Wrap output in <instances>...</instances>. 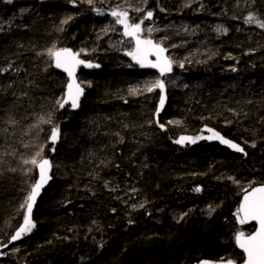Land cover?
Returning a JSON list of instances; mask_svg holds the SVG:
<instances>
[{
    "label": "trees",
    "instance_id": "trees-1",
    "mask_svg": "<svg viewBox=\"0 0 264 264\" xmlns=\"http://www.w3.org/2000/svg\"><path fill=\"white\" fill-rule=\"evenodd\" d=\"M114 11L167 51L163 80L131 58ZM261 24L264 0H0V264L243 263L235 236L255 226L239 204L264 184ZM50 49L94 66L79 72L75 110L57 103L67 79ZM33 159L51 161L53 180L13 241Z\"/></svg>",
    "mask_w": 264,
    "mask_h": 264
},
{
    "label": "snow or ice",
    "instance_id": "snow-or-ice-1",
    "mask_svg": "<svg viewBox=\"0 0 264 264\" xmlns=\"http://www.w3.org/2000/svg\"><path fill=\"white\" fill-rule=\"evenodd\" d=\"M10 3L11 0H8ZM91 3V0H88ZM112 15L123 17V19H119V23H123L125 27V35L132 36L136 40V51L132 54L133 59L137 61V63L141 64L142 67H153L158 68L160 73L163 75L165 72L171 71V62L163 56L164 48L159 45L153 44L151 40H141L138 37V33L141 31L140 24L129 25L127 24V13H118L113 12ZM148 17H151L152 13L148 12ZM254 17L249 16L248 21L251 22ZM261 27H264V24H261ZM151 31V29H149ZM49 55L55 57V67L63 68L65 72L68 73L71 78L70 82L67 85L68 95L67 99L63 102L57 101L61 108L64 107V104L67 103V100H71L72 107L75 108L78 106L79 96L82 94L83 89L79 84L76 83L74 78L75 67L78 64L84 63V61L78 60L76 58V54H73L68 49H63L61 51H53L49 50ZM149 55H155L157 60L155 63L148 60ZM91 67L92 65H87ZM235 70V69H233ZM153 87H158L161 90V93L164 91V83L160 80L155 81L153 85L148 86V91H152ZM164 96L161 95L160 103L161 107H163ZM161 127H163L161 125ZM208 131H212L208 129ZM58 129L53 128L52 130V140L55 141L57 139ZM213 136L217 139H220L221 143L227 144L229 147L233 148L237 152H244V149L239 145L232 143L229 140L224 139L219 136L218 133H213ZM196 139H200L197 137L195 139L191 137H181L179 140L175 141L176 143H183L184 141H189L192 143L196 142ZM254 146V145H253ZM246 154V153H245ZM39 155V153H37ZM27 163V161H26ZM32 164L37 165L40 171V181L37 182L28 197L27 210L30 213L32 209V204L35 201L36 196L39 193L40 188L43 183L47 181L49 178L47 175L48 169L50 168L49 161L47 159H43L37 164V161L33 159L31 161ZM199 191V189H196ZM214 211V209H211ZM237 219L241 224L248 223L249 221H255L258 227L254 228V230L245 236L244 232L238 231L235 240L239 248L243 250L246 254L245 264H264V187H256L251 190V192H247L243 198V202L240 205L237 213ZM25 226L22 227L14 236H12V240H17L20 238L21 233L25 231H30L32 224L28 217H25ZM201 264H208L207 261L201 262ZM221 264H233L232 260L221 261Z\"/></svg>",
    "mask_w": 264,
    "mask_h": 264
},
{
    "label": "water",
    "instance_id": "water-1",
    "mask_svg": "<svg viewBox=\"0 0 264 264\" xmlns=\"http://www.w3.org/2000/svg\"><path fill=\"white\" fill-rule=\"evenodd\" d=\"M132 38H133V37H132ZM71 52H72V51H71ZM72 53L75 54L74 52H72ZM163 56L166 57V58L169 60V58H168V54L166 53V51H164ZM76 58H77L78 60L83 61V60L80 59L77 55H76ZM148 60L151 61V62H153V63H155L156 60H157V57H156L155 55H149V56H148ZM169 61H170V60H169ZM137 64H138L139 66H141V64H139V63H137ZM85 65H86V62L81 63V64H78V65H76V67H75L74 78H75V81H76L77 84H79V82H78V75H79V72H80V70H81L82 68L85 67ZM53 67H54V69H55L56 71L61 72V73L65 76V78L67 79V83L70 82L71 78L69 77L68 73L65 72V71L63 70V68H57V67H55V59H54V61H53ZM143 68H144V70L147 71L148 73L156 74L161 80H163L167 75H169V74L171 73V71H172V69H173V66H172V64H171V71H170V72H165L163 75L160 73V71H159L158 68L147 67V66H145V67H143ZM79 85H80V84H79ZM80 87H81V86H80ZM81 88H82V87H81ZM82 89H83V88H82ZM166 91H167V90H166V87H164V91H163V93L166 94ZM67 95H68V88H67V91H66V97H65V100L67 99ZM84 97H85V92H84V89H83V92H82V94L79 96V99H78V106L75 107L74 109H77V108L81 105V103H82L83 100H84ZM164 103H165V101H164ZM164 103H163V106H164ZM65 105H67V106L73 108V107H72V102H71L70 99L67 100V103H65ZM162 113H163V107H161V103L159 102L158 107H157V110H156V112H155V119H156V122H157V123H159V118H160V116L162 115ZM164 131H165V130H164ZM59 144H60V139L57 138V141L55 142V145L58 146ZM52 156H53V157L55 156V151H53ZM48 161H49L50 168L48 169L47 175H48L49 178L47 179V181H46L45 183H43L42 187L40 188L39 193H38V195L36 196L35 201H34L33 204H32L31 212L29 213L28 210H26V216L28 217L29 220L31 219L32 214H33V212H34V210H35V208H36V206H37L39 200H40L41 197L43 196L44 192L50 187V185H51V183H52V180H53V179H52V176H53V166H52L51 161H50V160H48ZM39 181H40V171H39V168H38V166H37V168H36V182H35V184H36L37 182H39ZM35 184H34V185H35ZM256 187H264V184H263V185L256 186ZM256 187H254V188H256ZM31 191H32V190H31ZM249 192H251V190H250ZM244 196H245V194H244L243 197L241 198V201H240V204H239V208H240V205H241L242 202H243V198H244ZM28 202H29V201H28ZM243 225H244V226H252V225H254L255 228L258 227V225L256 224L255 221H249L248 223H245V224H243ZM245 236H247V235H245ZM235 245H236V248H237V249H238V250L244 255V262L241 263V264H245L246 254L243 252V250H242L241 248H239V246H238L237 243H236V240H235ZM2 251H3V249H0V253H1ZM233 264H237V263H234V262H233Z\"/></svg>",
    "mask_w": 264,
    "mask_h": 264
},
{
    "label": "rangeland",
    "instance_id": "rangeland-1",
    "mask_svg": "<svg viewBox=\"0 0 264 264\" xmlns=\"http://www.w3.org/2000/svg\"><path fill=\"white\" fill-rule=\"evenodd\" d=\"M127 22V21H126ZM128 24V23H127ZM122 25H124L123 23H122ZM138 35V37H139V39H141L142 41L143 40H148V38H143V36L141 37L140 36V34L138 33L137 34ZM132 40H133V46L131 47V51L129 52V53H131L130 55H131V58L133 59V56H132V54H134L135 53V51H136V40L134 39V38H131ZM68 50H70V51H72V52H74L73 50H71V49H68ZM75 53V52H74ZM76 54V53H75ZM168 54V53H167ZM78 56V55H77ZM52 58H53V60H54V56H52ZM168 58H169V60H170V62H171V64H172V66H173V68H174V65H173V62L171 61V59H170V57L168 56ZM134 60V59H133ZM135 62H136V64H137V61L135 60ZM87 65H92V64H90V63H86V65H85V69H92L94 66L92 65L91 67H89V66H87ZM157 81V80H156ZM163 82V81H162ZM154 83H155V81H154ZM153 83V84H154ZM164 83V86H165V82H163ZM153 89H155V90H160L158 87H153ZM160 92H161V90H160ZM167 92V91H166ZM163 96H164V101H166V95H165V93H161ZM74 109V108H73ZM185 142H189V141H184L183 143H185Z\"/></svg>",
    "mask_w": 264,
    "mask_h": 264
},
{
    "label": "bare ground",
    "instance_id": "bare-ground-1",
    "mask_svg": "<svg viewBox=\"0 0 264 264\" xmlns=\"http://www.w3.org/2000/svg\"><path fill=\"white\" fill-rule=\"evenodd\" d=\"M164 50H165V49H164ZM165 51H166V50H165ZM166 53H167V51H166ZM54 59H55V58H54ZM53 61H54V60H53ZM53 68H54V67H53ZM78 82H79V81H78ZM67 85H68V83H67ZM80 86H81V85H80ZM66 91H67V89H66ZM56 141H57V139L53 142V144H54L55 147H58L60 144H59L58 146L55 145V142H56ZM53 151H55V150H53ZM53 151H52V153H53ZM55 154H56V151H55ZM52 157H53V156H52ZM54 157H55V156H54ZM47 160H49V159H47ZM238 209H239V208H238ZM12 242H13V241H12ZM235 247H236V245H235ZM236 249H237V248H236ZM237 250H238V249H237ZM238 251H239V250H238ZM2 252H3V251H2ZM239 252H240V251H239ZM240 253H241V252H240ZM0 254H1V253H0ZM242 255H243V254H242ZM243 257H244V255H243Z\"/></svg>",
    "mask_w": 264,
    "mask_h": 264
}]
</instances>
